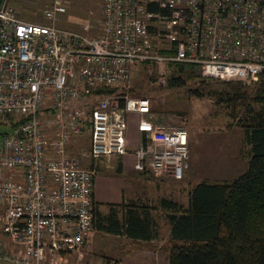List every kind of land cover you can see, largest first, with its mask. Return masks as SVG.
<instances>
[{
  "label": "built area",
  "instance_id": "2783aa9c",
  "mask_svg": "<svg viewBox=\"0 0 264 264\" xmlns=\"http://www.w3.org/2000/svg\"><path fill=\"white\" fill-rule=\"evenodd\" d=\"M64 5L51 0L40 23L0 3V260L11 264H71L93 228L101 158L130 154L135 171L182 178L185 127L128 93L133 70L164 83L177 62L240 82L264 72V0H99L94 33L59 26ZM83 132L88 165L65 152Z\"/></svg>",
  "mask_w": 264,
  "mask_h": 264
},
{
  "label": "rangeland",
  "instance_id": "374dc122",
  "mask_svg": "<svg viewBox=\"0 0 264 264\" xmlns=\"http://www.w3.org/2000/svg\"><path fill=\"white\" fill-rule=\"evenodd\" d=\"M50 1L9 0L21 18L40 23L46 22L42 10ZM63 1L65 10L60 14L57 24L80 32L94 33L91 29L96 28L99 0ZM171 66L172 64L166 72L167 78L173 72ZM177 74L183 84L172 86L158 80L157 72L139 66L132 71L127 84L129 94L149 99L150 113L154 118L185 127L189 157L182 178L175 180L152 172L135 170L120 174L115 172L113 166L110 172L103 171V174L107 175L104 180L97 166L95 175H98L93 187V193L97 197L121 196L119 199L135 197L140 200L144 198L145 201L156 205L157 199L163 196L184 204L188 189L195 182L229 181L245 169L244 153L247 146L243 144L242 129L237 123V118L231 116L234 107L227 101L216 99L219 95L223 96L222 92L227 90L229 85L217 78L201 76L195 67L186 64ZM229 81L232 85L235 82L234 79ZM239 84L250 96L258 88L260 79ZM193 89L201 94H194ZM240 107L241 105L236 109L239 111ZM87 146L88 136L83 132L70 140L65 152L79 157L81 151L86 152ZM132 189H135L133 195ZM101 209L104 210V206H101ZM153 212L161 225L160 239L147 243H122L116 237L92 228L80 250L68 256L70 263L97 264L99 261L107 262L113 259L118 264H167L165 242L168 237V224L158 208ZM0 264L11 263L0 260Z\"/></svg>",
  "mask_w": 264,
  "mask_h": 264
},
{
  "label": "trees",
  "instance_id": "16d2710c",
  "mask_svg": "<svg viewBox=\"0 0 264 264\" xmlns=\"http://www.w3.org/2000/svg\"><path fill=\"white\" fill-rule=\"evenodd\" d=\"M171 67L166 83L183 84L177 73L184 64ZM259 79L250 96L240 81L234 80L232 85L229 79H220L229 87L216 98L232 104L231 116L242 129L247 146L242 172L229 181L195 182L184 204L163 196L156 205L140 199L92 198L93 228L143 241L160 239L161 225L153 212L158 208L168 224L167 264H264V72ZM193 93L201 94L195 89ZM120 168L117 159L115 172Z\"/></svg>",
  "mask_w": 264,
  "mask_h": 264
},
{
  "label": "crops",
  "instance_id": "0c3cea01",
  "mask_svg": "<svg viewBox=\"0 0 264 264\" xmlns=\"http://www.w3.org/2000/svg\"><path fill=\"white\" fill-rule=\"evenodd\" d=\"M129 118L130 119H129V123H128V129H129V132L132 134V133H134V125H133V122H132L133 114H131L129 116ZM86 148H88V146ZM79 158H80V161H81L82 164H84V165L90 164V159L86 155V153L79 155ZM117 159H120V161H121V168H120V171L116 172V173H120V174H124L125 173L126 174L127 172H133L134 171V169H132V166H131L132 165L131 164L132 163V157H131L130 154H127V155H124V156L113 155V156H111L108 159L107 158H101L99 160V165H97V166H98V168H100L99 173L102 174L101 178H103L104 180L107 179V175H105V173L110 172V170L113 168V166L115 167V163H116ZM114 170H115V168H114ZM103 171L105 172L104 174H103ZM144 173H149V172H144ZM97 175H95V177L93 178V181H92V186H91L92 187V189H91L92 198H94L96 200H101V201H114V202L120 201L122 198L119 199V197H121V196H118V197H114V196H112V197H110V196L97 197L93 193V187H94ZM134 192H135V189H132V191H131L132 195H133ZM107 194H109V193H107ZM118 194H119V192H118ZM130 199H137V198L130 197ZM142 200H144V198H142ZM103 233L104 234H109V233H106V232H103ZM110 235L116 237V239L120 240L122 243L123 242H127V243H147V242H152L153 240H156V239H152L150 241H143V240H139V239H131V238L125 237L123 235H117V234H110Z\"/></svg>",
  "mask_w": 264,
  "mask_h": 264
},
{
  "label": "water",
  "instance_id": "95a60500",
  "mask_svg": "<svg viewBox=\"0 0 264 264\" xmlns=\"http://www.w3.org/2000/svg\"><path fill=\"white\" fill-rule=\"evenodd\" d=\"M2 0H0V3H1Z\"/></svg>",
  "mask_w": 264,
  "mask_h": 264
}]
</instances>
